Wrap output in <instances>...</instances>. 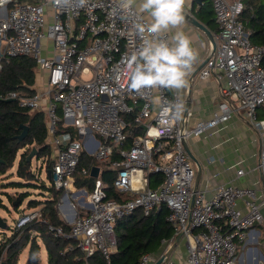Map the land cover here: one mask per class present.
<instances>
[{
	"label": "built area",
	"instance_id": "2783aa9c",
	"mask_svg": "<svg viewBox=\"0 0 264 264\" xmlns=\"http://www.w3.org/2000/svg\"><path fill=\"white\" fill-rule=\"evenodd\" d=\"M211 4L219 26L217 47L211 50L200 77L214 75L224 86L213 116L189 127L191 111L184 109L178 121L161 123L160 106L152 103V95L141 96L128 88L127 63L143 42L137 24L148 19L135 5L126 12L119 0H87L84 5L80 0H0V71L6 60L28 56L45 72L43 85L34 95L11 91L0 98L14 99L31 113L45 114L54 160L49 178L63 191L57 209L71 225L69 232L52 224L48 230L76 241L66 250H81L80 264H92L90 258L97 252L112 264L118 220L136 209L149 215L164 204L174 228L171 239L179 235L188 239L189 264H238L239 244L246 243L251 232L257 233L260 244L262 231L257 228L264 229V187L260 186L264 184V117L260 116L264 110V44L253 43L241 19L244 0H211ZM155 95L162 101L178 96L185 104L174 90L162 88ZM239 112L263 137L256 167L261 180L249 187L222 184L212 196L206 190H195L196 170L184 142L224 129ZM130 114L141 133L135 134L130 127ZM61 123L64 128L73 127L75 135L59 133ZM85 151L95 161L111 164L117 171L114 187L129 199L108 197L98 165H94L100 172L91 192L87 187L72 190ZM237 165L241 176L243 160ZM94 166H82L80 176H91ZM152 174L163 177L155 188L151 187ZM70 196L87 210L84 215ZM72 211L79 214L73 217ZM42 219L40 209L25 211L11 234ZM6 252L7 248L0 264ZM158 259L154 253H145L139 264H155Z\"/></svg>",
	"mask_w": 264,
	"mask_h": 264
},
{
	"label": "trees",
	"instance_id": "16d2710c",
	"mask_svg": "<svg viewBox=\"0 0 264 264\" xmlns=\"http://www.w3.org/2000/svg\"><path fill=\"white\" fill-rule=\"evenodd\" d=\"M33 3H40L41 0H32ZM245 9L241 19L247 24L251 32V40L255 44H264V0H244ZM36 62L32 57H12L3 64L0 71V97L11 91H18L27 95H34L36 88ZM133 114L127 116L130 127L135 134L141 133L140 125L133 121ZM22 126H28V134L21 141L18 138L23 131ZM59 133H71L75 135L73 127L64 128L62 123L58 129ZM47 125L43 112L31 113L18 106L17 102L7 101L0 98V174H4L9 168H13L18 158L16 171L19 180L9 183L10 186L19 189L14 195L6 192L9 202L15 210H19L26 199L31 197L32 192L23 188L40 189V197L27 201L30 210L40 209L42 220H33L13 233L0 245V257L7 248L5 259L2 264H18L19 256L29 245V254L39 257L42 250L39 240L44 244L48 264H80L84 258L83 252L78 248L66 250L76 241L69 237H56L48 230V225L62 226L66 232L71 230L65 220L59 215L57 203L62 195V190L50 187L45 182L38 181L42 171L52 169L53 151L47 140ZM130 144V143H128ZM36 149L35 155L28 159V156ZM121 148V146L117 147ZM118 155H115L117 157ZM33 159L40 163L39 171L32 168ZM101 167V180L107 195L111 199L125 201L130 198L126 193L119 192L114 187V180L117 171L111 167L109 162L100 163L87 153L81 156L75 184L80 188L88 186L93 189L96 179L94 177H82L79 170L82 166ZM20 179H25L23 182ZM163 177L160 174L151 175V187L155 188ZM22 190V191H21ZM16 203V205H14ZM0 206L7 207L0 199ZM82 214V213H81ZM170 214L169 208L164 204L161 209L153 210L145 215L142 209H136L133 213L119 219L116 226V247L111 255L112 264H139L145 253H156L161 249L164 240H170L174 235V228L167 220ZM84 215V214H82ZM8 228H10L8 226ZM161 251V250H160ZM92 264H109L104 256L97 252L90 258Z\"/></svg>",
	"mask_w": 264,
	"mask_h": 264
},
{
	"label": "crops",
	"instance_id": "0c3cea01",
	"mask_svg": "<svg viewBox=\"0 0 264 264\" xmlns=\"http://www.w3.org/2000/svg\"><path fill=\"white\" fill-rule=\"evenodd\" d=\"M140 3L141 0H136L135 6L138 10H140ZM194 5V16L210 30L215 38L219 32V26L215 20L211 0H200L198 3L195 2ZM143 14L149 19L146 13ZM181 28L192 37L193 47L199 52L198 60L194 64L189 77L188 86L179 92V95L185 101L184 109L187 102H190L189 111L193 113V116L188 118L187 125L194 127L199 120L211 118L218 109L221 101L220 89L221 86H224V81L220 82L214 75L202 79L199 72L191 83V77L195 70L209 57L212 50V41L203 30L186 19ZM175 31V29H172L168 33L172 36ZM44 44H48V42L44 41ZM35 71L36 82L33 87L38 91L43 85L45 72L38 67ZM187 146L199 162L202 170L199 169L198 162L191 159L196 170L194 188L206 190L208 196H212L214 190L222 184L233 183L237 186L249 187L253 186L256 181L261 180L260 172L257 171L256 167L259 162V152L263 146V137L252 128L240 112L231 117L224 129L214 130L202 136H193L187 140ZM240 160H243L245 170V173L241 176L237 174L238 169L241 168L240 165H237ZM260 186L261 188L264 187L263 182ZM60 216L63 218L62 214ZM257 229L262 231L263 237V227L259 226ZM180 236L170 239L168 242H162L161 249L154 253L159 258L164 253L169 256L168 262L164 264H170V262L172 264H189L188 239L181 236L178 242ZM256 236V232L249 234L247 242L240 249L238 264L263 263L264 246L261 241L262 237L259 244ZM44 250L46 251V248Z\"/></svg>",
	"mask_w": 264,
	"mask_h": 264
},
{
	"label": "clouds",
	"instance_id": "9594fccd",
	"mask_svg": "<svg viewBox=\"0 0 264 264\" xmlns=\"http://www.w3.org/2000/svg\"><path fill=\"white\" fill-rule=\"evenodd\" d=\"M87 0H80L84 5ZM120 8L129 11L136 0H119ZM190 0H141L140 11L149 19L137 24L143 42L138 51L131 54L127 63L128 88L137 94L152 95V103L160 106L161 123L181 119L184 104L177 98L162 101L155 95L159 89L167 88L177 94L187 88L189 77L199 52L193 47L192 37L181 26L187 14ZM176 31L170 38L165 34Z\"/></svg>",
	"mask_w": 264,
	"mask_h": 264
},
{
	"label": "rangeland",
	"instance_id": "374dc122",
	"mask_svg": "<svg viewBox=\"0 0 264 264\" xmlns=\"http://www.w3.org/2000/svg\"><path fill=\"white\" fill-rule=\"evenodd\" d=\"M23 1L32 2V0H23ZM40 80L42 81L41 78H40ZM260 116L264 117V110H261ZM86 153L90 154L89 152H86ZM19 158H20V156H18L13 168H9L4 174H0V199H2L4 204L7 206V207L0 206V217H2L5 220V222L8 224V226L10 227V228L7 227L6 229H1L0 228V245L7 238V235L11 234V228H13L15 222H17L19 220V218L24 214L25 211L30 210L27 207V201L29 199L41 196V194L39 195V192L41 191L40 189L35 190V188H28V189L27 188H23V189H26V190L32 192V194H31V197L29 199H26L23 202L21 208L19 210H15L14 207L9 202V199L6 196V192L14 195L19 190L16 187H12V186L9 185V183L19 180V177L16 174V171H17V168H18ZM39 165H40V163L33 159L32 168H33V170L35 172L39 171L38 170L39 169ZM20 180H22L23 182H26L25 179H20ZM38 181H40V182L43 181L48 186H50V187L52 186V182H51V180H50V178H49V176H48L46 171H42V176L40 177V179ZM85 187H87L89 192L92 191L91 188H89L88 186H85ZM75 189H80V187L77 186L76 184H74L72 186V190H75ZM84 199L87 200V196L86 195H84ZM70 200L75 204V207L77 208V210L79 212H81L82 214L86 213L87 210L84 209V208H80L81 206L79 205L77 199H72V196H70ZM66 201H67V204L70 207H73L71 205V203L69 202V200L66 199ZM79 212L74 211L73 212V215H74L73 217L77 216L79 214ZM59 215H60V213H59ZM261 241H262V243H264V234H263V237H262ZM39 242H40L41 247H42V250H41V252L39 254L40 263L41 264H48V256H47L46 251L44 250L45 249L44 244L42 243V240H39ZM241 247H242V244H239L238 255H239ZM29 248H30V246L28 245L22 251L21 255L19 256L18 264H27L28 258L30 256H33V255L29 254Z\"/></svg>",
	"mask_w": 264,
	"mask_h": 264
},
{
	"label": "water",
	"instance_id": "95a60500",
	"mask_svg": "<svg viewBox=\"0 0 264 264\" xmlns=\"http://www.w3.org/2000/svg\"><path fill=\"white\" fill-rule=\"evenodd\" d=\"M195 2H200V0H192L190 2V5L189 6H186L187 8V14H186V17L185 19L188 20V22L192 23L193 25H195L196 27L200 28L201 30H203L207 35L208 37L211 39L212 41V51H215L216 50V47H217V43H216V40L214 38V36L212 35V33L210 32V30H208V28L202 24L193 14V10H194V7H195ZM210 59V57H207V59L195 70V72L193 73L192 77H191V83H192V80L195 78V76L201 71V69L207 64L208 60ZM190 83V85H191ZM7 101H13L14 102V99H8ZM190 109V102L188 101L187 104H186V107H185V113H187ZM23 127V131L20 135H18V138L19 140H23L25 138V136L28 134V126H22ZM184 146H185V149L187 151V153L189 154L190 158L195 161V162H198L196 160V158L193 156V154L191 153V151L188 149V146H187V141L184 142ZM35 152H36V149L34 148L33 149V152L28 156V159H31L34 155H35ZM199 162H198V166H199ZM199 169L201 170L200 166H199ZM202 171V170H201ZM50 172L51 170L48 171V176H50ZM99 172H100V168L98 166H94L92 168V171H91V176L94 177V178H97L99 176ZM201 173V172H199ZM200 178V175L198 176ZM195 190H197L195 188ZM16 205V203L14 204ZM8 226V224L5 222V220L0 217V228L1 229H6ZM181 239V236L178 238V242L179 240ZM168 258L169 256L167 254H164L163 256H161L156 262L155 264H164L166 262H168ZM27 264H41L40 263V259L38 256H30L27 260Z\"/></svg>",
	"mask_w": 264,
	"mask_h": 264
}]
</instances>
